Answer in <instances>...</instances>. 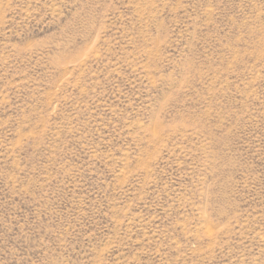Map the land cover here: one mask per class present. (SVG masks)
Segmentation results:
<instances>
[{"label":"rangeland","instance_id":"obj_1","mask_svg":"<svg viewBox=\"0 0 264 264\" xmlns=\"http://www.w3.org/2000/svg\"><path fill=\"white\" fill-rule=\"evenodd\" d=\"M0 264H264V0H0Z\"/></svg>","mask_w":264,"mask_h":264}]
</instances>
